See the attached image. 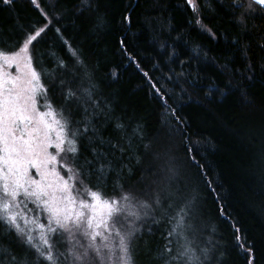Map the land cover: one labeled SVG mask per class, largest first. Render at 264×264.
<instances>
[{"label": "snow or ice", "instance_id": "obj_1", "mask_svg": "<svg viewBox=\"0 0 264 264\" xmlns=\"http://www.w3.org/2000/svg\"><path fill=\"white\" fill-rule=\"evenodd\" d=\"M0 3L14 7L16 0ZM30 3L40 22L12 30L0 26V264H228L227 245L204 223L189 178L170 156L158 163L161 154L153 151L143 127L134 126L119 102L105 94L98 63H90L58 26L65 16L85 17L82 27L90 25L99 35L108 23L109 0H78L71 11H57L59 0L46 7L40 0ZM186 5L194 16L189 24L213 38L204 24L206 11L231 17L242 34L257 29L254 43L239 36L233 41L244 63L232 75L241 78L248 100L243 81L264 76V56L256 52L264 53V28L249 26L257 17L264 20V0H186ZM157 10L163 6L157 4ZM150 23H157L155 17ZM120 24L130 27L131 14L122 13ZM159 28L161 34L175 30L171 20ZM48 32L60 41L63 55L37 48ZM125 40L120 38L121 51L139 69ZM166 45L161 35L160 49ZM166 55V61L157 60L161 77L143 75L176 122L174 131L188 139L186 122L168 100L174 94L178 101L191 100L189 89L200 75L185 70L193 58L180 60L175 47ZM47 57L55 58L54 67L51 60L45 66ZM175 63L179 72L169 66ZM189 159L206 175L195 156ZM234 239L245 264H258L256 242L240 228Z\"/></svg>", "mask_w": 264, "mask_h": 264}, {"label": "trees", "instance_id": "obj_2", "mask_svg": "<svg viewBox=\"0 0 264 264\" xmlns=\"http://www.w3.org/2000/svg\"><path fill=\"white\" fill-rule=\"evenodd\" d=\"M40 2L45 7L57 4V0ZM77 3L78 0H59L57 11H71ZM109 3L108 23L99 35L89 30L90 25L82 27L85 17L68 15L58 26L65 30L66 38L84 50L90 63H98L97 75L103 80L105 94L119 102L134 126L139 122L143 127L144 136L152 141L153 151L161 154L158 163H164L170 156L182 176L189 178L191 189L200 197L204 223L209 230L214 228L215 235L227 245L228 264H245L244 253L235 245V228L242 229L256 242L258 264H264V243H261L264 238V76L257 73L254 80L243 81L248 95L245 100L241 78L232 75L244 63L233 41L239 36L242 42L254 43L257 29L242 34L231 17L206 11L204 24L215 32L213 38L189 24L194 16L186 0H109ZM157 4L163 6L162 12L157 10ZM125 12L132 16L130 27L120 24V16ZM153 17L156 24L150 23ZM41 19L30 0H16L14 7L0 3V26L6 30L27 27ZM169 20L175 30L169 34L166 28L161 34L159 24L167 25ZM252 25L264 28V20L257 17L249 21V26ZM161 35L167 40L164 50L159 47ZM121 37H126L127 53L139 62V69L122 53ZM172 47L180 60L193 58L191 68L185 70L193 76L197 71L200 75L197 86L189 89L191 100L178 101L175 94L168 100L169 105L178 107V114L186 122L183 133L188 139L180 131H174L176 122L171 113L166 114L162 101L143 75L147 72L153 78L161 77L162 71L156 70L157 60L166 61V53ZM37 48L46 54L55 51L63 55L54 32H48ZM48 60L54 67L55 58L47 57L46 67ZM169 66L180 71L179 63ZM224 66L227 67L222 70ZM163 72H167V67ZM210 88L213 91L209 96ZM188 147L195 151L189 153ZM190 156H195L206 175L201 174Z\"/></svg>", "mask_w": 264, "mask_h": 264}, {"label": "rangeland", "instance_id": "obj_3", "mask_svg": "<svg viewBox=\"0 0 264 264\" xmlns=\"http://www.w3.org/2000/svg\"><path fill=\"white\" fill-rule=\"evenodd\" d=\"M47 1H53V0H47ZM12 71L14 72V71H15V69H12Z\"/></svg>", "mask_w": 264, "mask_h": 264}]
</instances>
